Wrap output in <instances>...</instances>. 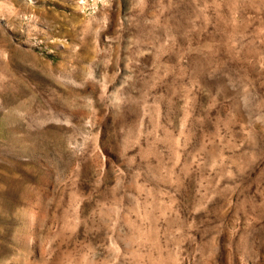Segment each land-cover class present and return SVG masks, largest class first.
Returning a JSON list of instances; mask_svg holds the SVG:
<instances>
[{"label":"rangeland","instance_id":"obj_1","mask_svg":"<svg viewBox=\"0 0 264 264\" xmlns=\"http://www.w3.org/2000/svg\"><path fill=\"white\" fill-rule=\"evenodd\" d=\"M0 264H264V0H0Z\"/></svg>","mask_w":264,"mask_h":264}]
</instances>
